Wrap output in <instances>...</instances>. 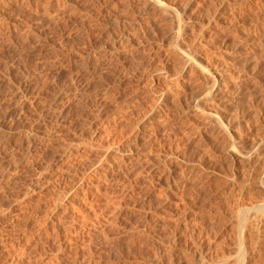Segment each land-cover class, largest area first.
I'll use <instances>...</instances> for the list:
<instances>
[{"label":"rangeland","instance_id":"374dc122","mask_svg":"<svg viewBox=\"0 0 264 264\" xmlns=\"http://www.w3.org/2000/svg\"><path fill=\"white\" fill-rule=\"evenodd\" d=\"M157 1L0 0V264H264V0Z\"/></svg>","mask_w":264,"mask_h":264},{"label":"bare ground","instance_id":"6f19581e","mask_svg":"<svg viewBox=\"0 0 264 264\" xmlns=\"http://www.w3.org/2000/svg\"><path fill=\"white\" fill-rule=\"evenodd\" d=\"M150 1L153 2L154 0H150ZM156 2L159 4V2H158L157 0H156ZM1 16H2V15H1ZM1 16H0V17H1ZM3 16H4V14H3ZM5 17H6V16H4V18H5ZM0 19H1V18H0ZM207 24H208V23H207ZM242 100H243V99H242ZM224 108H225V107H224ZM6 138H7V137H6ZM196 259H197V258H196Z\"/></svg>","mask_w":264,"mask_h":264}]
</instances>
